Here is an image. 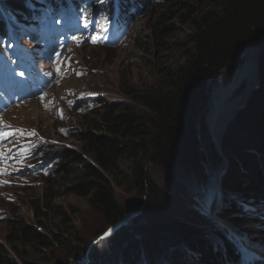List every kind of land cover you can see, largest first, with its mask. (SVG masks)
I'll list each match as a JSON object with an SVG mask.
<instances>
[{
    "label": "trees",
    "instance_id": "trees-1",
    "mask_svg": "<svg viewBox=\"0 0 264 264\" xmlns=\"http://www.w3.org/2000/svg\"><path fill=\"white\" fill-rule=\"evenodd\" d=\"M129 1L132 4L127 8L135 7L134 13L142 17L154 6L153 0ZM159 1L157 14L149 15L148 28L155 35V43L164 45L161 39L180 31L177 25L170 24L173 20L182 31L185 29L184 41L176 42L183 62L173 68L154 67L153 82L122 86L125 97L141 108L126 101L101 102L93 113L94 119L86 123L87 129L74 135L84 155L68 149L51 150L50 155L58 158L51 176L66 180L65 188L84 198L101 217L104 227L94 233V239L124 214L116 196L119 188L133 184L139 192L137 203L144 198V208L138 214L143 239L138 240L130 225L125 224L103 239L105 254L96 256L94 252L92 264H101L103 259L113 262L120 256L126 264L137 263L143 248L148 250L147 258L154 260L161 253L171 252L179 243L189 255L178 253V258L166 261L167 264H232L237 253L224 232L201 233L199 224L176 215L171 196L156 185L148 169L156 165L168 169L172 161L187 168L202 166L196 122L206 101V81L216 78L243 49L244 62L247 47L264 38V0ZM23 3V0H10L8 7L20 12ZM263 44L264 39L258 43L257 53ZM258 67V71L255 69L259 76L258 101L251 103L247 114L234 119L225 136L224 144L231 151V158L229 170L223 174L222 192L247 189V197L264 201L263 57ZM121 160L128 164V172L120 167ZM233 204L224 208L222 217H227L233 225H241L244 222L237 214L234 216L237 206ZM46 210L51 212L50 208ZM9 224L15 238L11 242L0 241V264H37L19 255L18 246L34 245L41 254L43 249L61 247L64 243L60 233L47 236L24 220Z\"/></svg>",
    "mask_w": 264,
    "mask_h": 264
},
{
    "label": "rangeland",
    "instance_id": "rangeland-1",
    "mask_svg": "<svg viewBox=\"0 0 264 264\" xmlns=\"http://www.w3.org/2000/svg\"><path fill=\"white\" fill-rule=\"evenodd\" d=\"M153 1L154 6L150 13L144 17L137 16L129 25L130 29H126L115 43L112 40L108 41L101 31L99 37L96 34L88 35L93 36L94 41L90 38L81 44L79 39L83 40L86 35L84 31H80L79 35L68 36L69 41L78 38L77 36L79 39L67 44L68 47L64 46L61 53L55 55L54 60H45L43 57L33 55L36 71L41 74L43 82L39 84L34 99L24 105V109L31 107L29 109L32 112L21 115L16 111H10L5 117L1 116L0 125L15 134L14 139H9L6 146L18 149L11 150V154L0 153V181L4 182L0 183V241L14 240V231L9 224L13 220H24L47 236L55 232L63 235L64 243L61 247L43 249L41 254H38L39 248L34 245L29 248L18 246V254L26 256L30 262L92 264L94 252L96 256L105 254L103 239L113 233L106 235L111 226L104 228L98 239L93 238L94 233L104 227V223L98 213L87 205L84 198L77 197L65 188L66 180L51 176L58 158L51 156L50 152L68 149L84 155L81 144L74 135L80 130L87 129L86 123L94 119L93 113L101 102L126 101L135 108H141L140 104L125 97L122 86L135 87L153 82L154 67L166 65L173 68L183 62L181 50H178L176 42L184 41L187 31L185 29L182 31L181 26L179 27L173 20L170 24L177 25L180 31H173L170 36L161 39L165 45L155 43V35L148 28L150 26L148 18L157 14L159 11L157 4L160 1ZM9 3L10 0H0V9L6 11ZM97 38L102 39V44L95 43ZM260 48L256 56L257 68L260 59L264 58V44ZM243 50L216 78L206 81V101L196 122L197 137L203 154L200 161L202 166L195 169L187 168L177 161H172L168 169L156 165L149 167L148 171L156 185L162 186L171 196L174 213L190 223L199 224L201 233L208 235L211 231L225 230L224 236L230 240L227 228H233L234 231H239L240 235L248 233L256 241L264 242V201L247 197V189H236L229 194L222 192L223 174L228 172L231 158V151L224 144L225 136L234 119L247 114L251 103L258 101V88L250 91L254 77L247 73L240 79L233 95L238 97L240 103L243 91L245 94L248 92V96L243 99L242 104L239 103L238 108L232 110L225 128L216 138H210L205 123L208 108H213L217 104L221 93L231 82L236 67L240 68L242 65ZM45 92L51 95H46ZM234 98L236 97H232ZM36 100L41 104L39 102L38 105ZM54 101L58 102L55 108L52 107ZM54 109L61 112L58 113ZM21 141H25V147L22 144L15 146ZM18 153L19 158L10 159L14 154L18 156ZM119 165L128 172L126 161L121 160ZM214 174L220 177L219 192L223 194V205L217 207L215 213L212 210L213 199L209 182ZM138 193L133 184L124 185L116 191L117 201L124 208V214L144 208V198L137 203ZM231 203L237 206L234 216L237 214L243 224L233 225L227 217H222V212L226 211L224 208ZM49 208L51 212L46 210ZM138 214L125 224L130 225L138 240H142L144 233L140 228L142 220ZM242 227L245 229L240 230ZM248 234L246 240L253 244ZM232 242L238 245L237 242ZM147 251L143 248L139 261L133 264H167L166 261L178 258L176 257L178 253L189 255V251L181 243L172 248L171 252L161 253L154 260L147 258ZM252 259H257V256ZM123 261L120 256L115 257L113 262L103 259L101 264H126Z\"/></svg>",
    "mask_w": 264,
    "mask_h": 264
},
{
    "label": "bare ground",
    "instance_id": "bare-ground-1",
    "mask_svg": "<svg viewBox=\"0 0 264 264\" xmlns=\"http://www.w3.org/2000/svg\"><path fill=\"white\" fill-rule=\"evenodd\" d=\"M72 3H76L77 6L75 7V9H79V6L83 7V9L81 10L83 16H79L80 19H83L87 22L90 23V25L87 27V32L89 34H96L98 37L102 34L101 31H103L104 33V37L109 39V35H107L106 30L104 28V26H107L109 24H112L113 27L116 28V30L121 33V29L120 26L116 23H119V18L116 16L118 14H125L124 12L127 11V5L130 2L129 0H95V4L94 7H89L88 4H86L83 0H70ZM104 4L106 8H108V10H112L113 14L112 17L113 19H108V18H103L105 17V15H100L99 18V22H95L97 19V16L94 14L95 12L100 11V9H97L98 5L100 4ZM121 4H123L124 6H121ZM79 5V6H78ZM11 9V8H10ZM120 12V13H118ZM20 15V14H19ZM21 16V15H20ZM115 17V18H114ZM23 20V16L22 17H15L14 20H4L7 22V24H11L12 21H15L16 24H21V21ZM3 21V20H1ZM95 22V24H94ZM115 22V23H114ZM130 24L127 25L126 29H130L129 26ZM123 35V33L121 34ZM264 39V38H263ZM263 39H261L260 41H256L252 44H250L247 48L246 51V57H245V61L243 62V65L240 66V68L236 67L235 72H233L232 76H231V82H229V84L227 85V88L224 90L223 93H221L219 100L217 102V104L214 105L213 108H208V112L206 113V117H205V123L208 129V134L210 136V138H216L220 131L222 129L225 128V123L230 115V113L232 112V110H234L235 108L239 107V103L240 100H238L237 96H234L233 94L235 93V91L237 90V85L240 81V79L242 78V76L246 75L247 73L250 74V76L254 77L252 78V86H251V90L252 91L255 87V85L258 83V72L255 71L256 67H254V61H255V57H256V53H257V46L258 43L261 42ZM96 44H102V39L97 38L95 41ZM243 56V54H242ZM237 66V65H236ZM244 67V68H242ZM246 70V71H245ZM245 71V72H244ZM244 72V73H243ZM34 90H37L34 89ZM246 90H248V87L246 88ZM46 95H51L48 94L47 92H45ZM251 92H249L250 94ZM243 96H242V101L240 104H242L245 100L246 97L248 96V92L245 94L243 91ZM246 95V96H245ZM35 96V93L33 94L32 97ZM245 96V97H244ZM232 97H236L234 99H232ZM232 99V100H231ZM36 103L39 102L38 100L35 101ZM28 103V101L26 102H22L20 105H16V106H11L9 109H5L4 112L2 113V116H6L7 113H9L10 111H16L21 115H28L29 111H31V107H27L26 109H24V105H26ZM58 102L54 101L52 103V107L55 108V105L58 106L57 104ZM41 104V102H40ZM4 105V104H2ZM55 111H57L58 113L61 112L58 109H54ZM12 132V131H10ZM15 135V134H14ZM14 135L11 134V138L12 140L14 139ZM22 143H24V141L22 142H17L16 144L18 146H20ZM9 149H13L12 147H10ZM220 177H217V174H214L213 177H211L210 179V184H211V190H212V205H213V211L215 213L217 207H219L220 205H223V194L221 192H219L220 190V185L218 180ZM1 195V194H0ZM222 195V196H221ZM214 201V203H213ZM227 232L229 234L228 238L232 241L237 242L238 244H241L242 246H240V249H238L237 251L240 252V254L234 256L235 254H233L234 256V262H232V264H250V259L255 257V255L259 258H263L264 259V248L262 247V244H259L257 242L254 243V246H251L249 244V242L246 240V234L243 233V235L239 233V231L237 230H233L231 228H227ZM238 234V235H236ZM245 248H244V247ZM235 252V251H234ZM228 259H230V257H227ZM245 258L248 259L249 262H246L245 260H243ZM264 263V261H263Z\"/></svg>",
    "mask_w": 264,
    "mask_h": 264
},
{
    "label": "water",
    "instance_id": "water-1",
    "mask_svg": "<svg viewBox=\"0 0 264 264\" xmlns=\"http://www.w3.org/2000/svg\"><path fill=\"white\" fill-rule=\"evenodd\" d=\"M258 71V68H257ZM259 85V76H258V83L254 86L255 88H258ZM141 210V209H140ZM129 211L125 214H123L121 217H119L118 220H116L113 224H111V227H109V230L106 232V235L111 234L112 232L119 229L120 226L124 225L128 220L132 219L134 216H136L141 211Z\"/></svg>",
    "mask_w": 264,
    "mask_h": 264
},
{
    "label": "snow or ice",
    "instance_id": "snow-or-ice-1",
    "mask_svg": "<svg viewBox=\"0 0 264 264\" xmlns=\"http://www.w3.org/2000/svg\"><path fill=\"white\" fill-rule=\"evenodd\" d=\"M85 27H87V24H85ZM11 134H12L11 132H4L0 130V139L5 138L7 135H11ZM33 134L35 133L33 132ZM0 183H4V182L0 181Z\"/></svg>",
    "mask_w": 264,
    "mask_h": 264
}]
</instances>
